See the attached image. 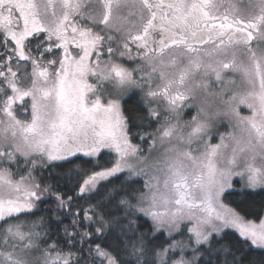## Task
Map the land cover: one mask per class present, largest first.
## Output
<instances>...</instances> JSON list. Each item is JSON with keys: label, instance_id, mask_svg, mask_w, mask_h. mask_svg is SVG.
<instances>
[{"label": "snow or ice", "instance_id": "snow-or-ice-1", "mask_svg": "<svg viewBox=\"0 0 264 264\" xmlns=\"http://www.w3.org/2000/svg\"><path fill=\"white\" fill-rule=\"evenodd\" d=\"M0 264H264V0H0Z\"/></svg>", "mask_w": 264, "mask_h": 264}]
</instances>
